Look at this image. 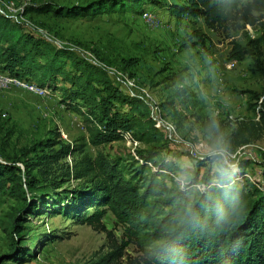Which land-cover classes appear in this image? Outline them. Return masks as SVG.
I'll return each mask as SVG.
<instances>
[{
	"label": "trees",
	"instance_id": "trees-1",
	"mask_svg": "<svg viewBox=\"0 0 264 264\" xmlns=\"http://www.w3.org/2000/svg\"><path fill=\"white\" fill-rule=\"evenodd\" d=\"M262 1L244 4L242 0H183L171 4L169 9L176 19L183 15L201 19L208 29L217 32L236 27L240 21L251 22L250 9ZM147 3L157 5L160 1L44 2L26 5L21 14L51 13L67 19L113 13L142 14ZM245 36L244 44L232 42L227 58L232 61L250 58L251 72L262 78L260 91H248L250 100H256L250 104L254 110L259 98L264 96V37ZM191 38H195V44H204L209 36L194 29ZM96 61L0 12L1 72L49 91H59L60 101L82 117L87 143L93 147L120 141L125 134L149 146L145 154L137 151L139 163L121 156L109 158L98 150L91 156L83 149L86 143L74 147L53 137L22 149V155L35 154L25 159L22 167L15 161L0 158V205L8 199L22 203L12 220L13 244L9 252L0 256V264L8 261L22 264L35 256L29 248L18 245L25 228L24 215L46 213L47 207L52 208V215L59 214L101 231H107L102 218L109 211L121 227L119 245L81 264H115L129 244L142 252V264H264V182L245 178L251 162L237 160L231 179L221 183L211 172L208 161L186 153L195 166L191 185L201 183L202 189L188 200L184 191L168 187L161 176L166 174L165 168L176 169L173 162L160 159L157 172L148 167L167 146L166 137L150 114L148 101L132 94L123 80L109 70L110 65ZM174 95L181 99L180 111L191 108L189 100L193 94L186 87H178ZM165 103L174 105L173 99ZM198 117L207 135L213 138L221 135L222 121L203 113ZM263 129L264 110H261L259 121H240L230 136L237 139L236 144L245 143L256 139ZM58 144L61 145L54 149ZM75 152L79 157L70 166L66 161L59 163ZM132 162L136 166H131ZM202 165L205 173L199 175ZM33 169L36 173H32ZM261 173L264 177V162ZM71 179L78 183L61 189ZM150 196L156 199L149 200ZM158 199L160 205L156 204ZM39 205L44 211H40Z\"/></svg>",
	"mask_w": 264,
	"mask_h": 264
},
{
	"label": "rangeland",
	"instance_id": "rangeland-1",
	"mask_svg": "<svg viewBox=\"0 0 264 264\" xmlns=\"http://www.w3.org/2000/svg\"><path fill=\"white\" fill-rule=\"evenodd\" d=\"M4 1H12L22 11L28 4H70L86 0ZM159 1L160 4L147 3L144 6L145 10L156 16V22H149L142 14L130 12L77 19L56 17L51 13H31L25 17L31 21L32 28L57 44L82 53L85 51L96 60L114 68L119 80L124 81L127 78L133 81L136 87L128 88L145 97L149 103L150 114L157 116L153 111V107L157 106L160 117L174 126L175 131L169 132L167 128L156 123L166 137L167 146L148 164L152 171L157 172L160 171V159L173 162L176 169L165 168L166 174L161 176L168 187L184 191L188 200H191L196 191L200 190L201 183L199 186L191 183L187 189L180 187L181 165L191 164L189 171L193 177L195 173L194 161L186 153L208 161L213 172L212 161L204 156V152L207 146L218 141L226 145L232 164L239 159H247L251 163L245 173H249L252 180L254 176L256 182V179L264 182L261 175L264 162V129L256 139L245 143L236 144L237 139L230 136L240 121L251 119L253 109L250 104H254L256 100H250L248 91H260L262 78L251 72L250 58L242 61L227 58L232 42L244 44L245 34L264 37V0L259 4L255 3L250 9L251 22L240 21L236 27L217 32L208 29L201 19L185 15L176 19L170 13L169 7L183 0ZM250 1L252 0H242L244 4ZM194 29L206 33L209 39L204 44H195V38H191ZM214 66L217 68L215 79L210 78ZM5 76L7 75L0 71L1 159L15 161L22 167L25 159L35 155L33 152L22 155V149L53 137L59 139L61 144L74 147L86 143L83 149L91 156L98 150L109 158L121 156L126 161L134 159L141 163L137 151L147 153V144L132 140L127 134L120 141L93 147L87 143L82 117L60 101L59 91L50 90L46 95L40 96L6 81ZM178 87H186L193 94L189 100L191 108L185 112L179 110L182 109V102L174 95ZM207 94L222 95L225 99L213 100L212 104H208L204 100ZM195 97L200 98V101L195 100ZM170 99H173L174 105L165 103ZM198 113L208 114L222 121L221 135L215 138L207 135L202 129L201 119L197 118ZM229 115L236 120L228 118ZM60 145H56L54 149ZM77 157V152L68 154L59 163L66 161L70 166ZM131 166L136 165L132 162ZM32 173H36V169ZM203 173L205 166L202 165L199 175ZM245 178L252 181L246 176ZM77 183V180L71 179L64 182L61 189H69ZM162 197L165 198L163 195ZM154 199L156 197H149V200ZM160 199L157 200V205L161 204ZM21 208L22 203L14 199H8L0 205V256L9 252L13 244L12 220ZM43 208L39 205L40 211H44ZM51 210V207H47L46 213L24 215L25 228L18 245L29 248L35 256L22 264H81L110 251L122 241V229L109 211L102 218L107 231H101L59 214L52 215ZM142 261V252L134 244H129L115 264H142ZM4 264L15 263L8 261Z\"/></svg>",
	"mask_w": 264,
	"mask_h": 264
},
{
	"label": "built area",
	"instance_id": "built-area-1",
	"mask_svg": "<svg viewBox=\"0 0 264 264\" xmlns=\"http://www.w3.org/2000/svg\"><path fill=\"white\" fill-rule=\"evenodd\" d=\"M0 12L9 14V15L15 17L18 21L23 22L27 27H31L32 26V23L25 16H23L21 14L22 11H20V9H18V7L12 1L0 0ZM142 16L145 18V20H147L149 22H156V16L152 12H150L148 10H145L142 13ZM83 54L87 55L94 63H97V61H96V59H95V57L93 55L88 54L85 51L83 52ZM109 70L111 72H113V71L116 72L114 68H109ZM4 79L6 81L10 82V83H13V84L19 86L22 89H25L27 91L33 92V93H35L37 95H40V96L46 95L49 92V90H47L46 88L39 87V86L35 85L34 83H31L29 81H26V80H23V79H20V78L11 77V76L7 75V76L4 77ZM123 82H124V84L127 87H129L131 89H134L133 87H136L135 84L133 83V81H130L127 78H125V80ZM131 93L135 94L132 91H131ZM263 99H264V96H261L259 98V100L257 101V105H256L255 109L253 110V114H252L251 119L254 120V121H259V119H260V111L264 110V107L262 106V100ZM153 111L157 113L156 117L152 116V114H151L153 120L155 121V124L158 123L159 125L164 126L165 128H167L169 130V132L175 131V128H174L173 125H171L168 122L164 121L160 117V115H159L160 111L157 108V106L153 107ZM228 118H230L231 120H236L235 118L232 119L231 115H229ZM239 120H242V118H240ZM127 135L130 136L129 134H127ZM69 158L70 157H68V160L70 161ZM244 176H246L247 178L252 180V177H251V175L249 173H244ZM256 180H257V182L259 181V179H256ZM252 181L256 182L254 176H253V180ZM196 186H199V184H196ZM202 187H203V184H201V188L200 189H202Z\"/></svg>",
	"mask_w": 264,
	"mask_h": 264
},
{
	"label": "clouds",
	"instance_id": "clouds-1",
	"mask_svg": "<svg viewBox=\"0 0 264 264\" xmlns=\"http://www.w3.org/2000/svg\"><path fill=\"white\" fill-rule=\"evenodd\" d=\"M204 156L212 161L213 173L219 182L224 183L231 179V172L235 169V165L230 162L227 147L222 141L207 146ZM190 168L191 164L181 165L179 185L182 189H187L193 181Z\"/></svg>",
	"mask_w": 264,
	"mask_h": 264
},
{
	"label": "crops",
	"instance_id": "crops-1",
	"mask_svg": "<svg viewBox=\"0 0 264 264\" xmlns=\"http://www.w3.org/2000/svg\"><path fill=\"white\" fill-rule=\"evenodd\" d=\"M165 13V12H163ZM216 66H214L212 69H211V77L210 78H213L215 79V76H214V73L216 72ZM213 82V80H212ZM206 93H209L208 91H206ZM225 98L222 96V95H205L204 96V100L206 101V103L208 104H212L213 100H220V101H223Z\"/></svg>",
	"mask_w": 264,
	"mask_h": 264
}]
</instances>
